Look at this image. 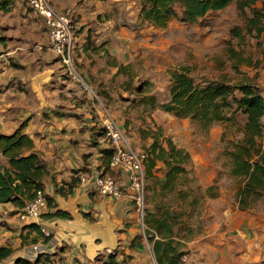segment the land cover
Masks as SVG:
<instances>
[{"label":"crops","instance_id":"0c3cea01","mask_svg":"<svg viewBox=\"0 0 264 264\" xmlns=\"http://www.w3.org/2000/svg\"><path fill=\"white\" fill-rule=\"evenodd\" d=\"M50 1L56 9L77 7L78 26L84 27L79 37L93 24L87 19L104 20V28L100 26L93 37L106 39L101 52L118 58H134L141 52L138 48L152 45L151 35H156L151 33L153 26L133 25L129 29L117 25L115 11L125 0ZM79 50L82 59L88 61L86 44ZM61 67L48 46L43 18L26 0H9L5 6L0 0V133H11L21 126L32 139L48 170L44 191L55 204L39 219L40 231L50 235L44 240L28 227L29 223L18 218L15 206L0 203V246L13 249L0 264H11L18 257L34 262L38 256L34 264H92L96 255L115 249L139 232L130 197L116 200L100 195L92 186L93 171L103 168L101 150L108 146L96 133V125L102 124L88 105L90 96L86 93V100L80 98L79 87L61 77ZM88 76L83 77L100 90L102 80L95 82ZM3 162L6 164V160ZM106 173L125 184L120 171L109 168ZM82 175L87 178L86 184L79 182ZM72 179L77 181L71 194L64 197L56 192ZM55 209L67 211L70 218L50 215ZM185 248L189 264H263L264 220L249 218L237 205L234 211L226 205L202 224Z\"/></svg>","mask_w":264,"mask_h":264},{"label":"rangeland","instance_id":"374dc122","mask_svg":"<svg viewBox=\"0 0 264 264\" xmlns=\"http://www.w3.org/2000/svg\"><path fill=\"white\" fill-rule=\"evenodd\" d=\"M254 6L259 7L260 2ZM175 8L180 14L181 6L176 4ZM139 12L138 0H125L118 4L115 11L119 26L129 29L133 25L154 27L151 33L156 35H151L152 45H146L143 50L139 47L141 52L137 56L128 60V56L118 58L110 52H101V47L107 41L93 37L100 26L104 28V20L98 17L87 19L88 23L93 24L81 37L84 27L76 24L74 59L84 77L87 74L95 82L102 80L100 90L90 84L109 106L132 147L145 151L152 138L150 135L145 137L142 130H151L160 133L159 140L170 138L178 147L189 152L191 161L186 165L185 174L178 179L176 188L155 198L178 214L174 230L177 237L183 238L186 246V242L200 232L202 224L214 218L215 211L226 205H230L234 211L237 205L236 191L243 183L240 178L231 175L229 158L224 152L242 136L245 115L241 111L233 112V107L230 113H233L234 120L215 123L205 130L188 117L179 118L163 111L159 104L169 97L171 72L182 65L188 67L189 75L199 83L207 79H223L231 84L250 82L259 85L264 92V31L259 35L245 34L243 31L240 38L232 35L231 30L241 26L244 17L238 11L235 0L223 9L209 11L193 23H185L178 17L169 20L165 27L145 22ZM245 12L250 15L248 9ZM85 44L89 49L88 61H84L79 54V49ZM119 65L123 68L118 72ZM61 68V77L67 79L63 66ZM114 70L117 73L111 75ZM77 90L80 98L86 100V93L80 87ZM88 99V105L97 117L94 102L90 97ZM96 117L93 115V118ZM96 130L103 137L102 143L110 149L100 124L96 125ZM162 142L165 144L164 140ZM261 143L264 148V135ZM4 160L6 158L0 153V165H4ZM158 167L155 173L162 177L163 164L159 162ZM208 186H212L211 191H206ZM146 193V209L150 210L154 208L155 201L150 198V192ZM131 207L134 209L132 200ZM245 212L249 218L253 216L264 220V199ZM135 218L137 220V216ZM137 229L139 232L132 239L119 243L109 252L99 253L91 263L107 264V255L113 252L117 264H156L149 235L145 233V224L137 225ZM186 254L188 251L185 248L182 264H189V255Z\"/></svg>","mask_w":264,"mask_h":264},{"label":"trees","instance_id":"16d2710c","mask_svg":"<svg viewBox=\"0 0 264 264\" xmlns=\"http://www.w3.org/2000/svg\"><path fill=\"white\" fill-rule=\"evenodd\" d=\"M139 15L142 20L158 27H165L169 20L178 18L185 23H193L209 11L225 8L234 0H138ZM238 11L244 15L243 24L231 30L232 35L240 38L245 34L259 35L264 31V0H235ZM260 6H254L256 2ZM9 0H1L7 5ZM181 6L179 14L175 5ZM249 10L250 15L245 12ZM123 66L119 65L118 72ZM237 93V94H236ZM233 107H235L233 109ZM163 111L179 118H190L203 129L208 130L218 122L234 120L233 112L241 111L245 115L242 136L232 143L224 154L229 158L231 175L240 178L242 185L237 189L235 200L240 210H251L264 199V148L261 139L264 135V92L260 86L250 82L231 84L227 80H204L196 82L190 75L186 65L171 72L169 97L159 104ZM103 130V129H102ZM144 136L150 135L152 141L146 147L144 169L146 175V192L155 201L153 209H145V233L151 242L156 264H182L185 254L183 238L176 236L174 226L177 215L169 207L155 200L176 188L178 179L185 174L186 165L190 163L189 152L178 147L170 138L163 137L165 144L159 140L160 133L142 130ZM104 135V132H103ZM32 139L21 130V126L11 133H0V153L6 158V164L0 165V203H11L19 211L25 203L33 199L36 190L44 189L43 179L48 170L45 162L33 148ZM102 161L99 171L106 173L110 168L111 149H102ZM163 164L162 177L158 171V163ZM72 179L67 186H60L56 192L66 197L71 194L76 184ZM208 186L206 191H211ZM210 196H215L211 194ZM147 201V193H146ZM47 207H55L53 199L46 195ZM50 215L70 218L67 211L55 209ZM44 240L38 223L28 224ZM36 240L33 239L32 242ZM13 249L0 246V260L11 255ZM107 264H117L113 252L107 255ZM23 258H16L15 264H34Z\"/></svg>","mask_w":264,"mask_h":264},{"label":"built area","instance_id":"2783aa9c","mask_svg":"<svg viewBox=\"0 0 264 264\" xmlns=\"http://www.w3.org/2000/svg\"><path fill=\"white\" fill-rule=\"evenodd\" d=\"M32 11L43 18L49 48L55 52L64 73L80 89L87 93L94 102L96 112L100 118L104 137L112 150L109 166L112 170L120 171L125 175V184L118 182L111 174L94 170L92 173V186L100 195L119 200L125 195L133 202L138 222L144 226L146 209V175L144 160L146 152L131 146L125 131L110 110L109 106L99 96L98 92L86 81L80 73L74 59L76 11L77 7L71 5L63 9H56L50 0H26ZM80 184H86L87 178L82 175ZM47 208L46 193L38 189L33 199L27 201L18 212L22 222L39 223L41 213ZM46 235L48 233L46 232ZM34 250L41 251L34 247ZM12 259L11 264L14 263Z\"/></svg>","mask_w":264,"mask_h":264}]
</instances>
